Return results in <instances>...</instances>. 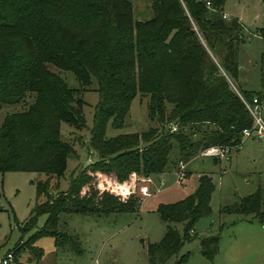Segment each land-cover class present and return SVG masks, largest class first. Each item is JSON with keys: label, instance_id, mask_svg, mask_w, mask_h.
I'll use <instances>...</instances> for the list:
<instances>
[{"label": "trees", "instance_id": "trees-1", "mask_svg": "<svg viewBox=\"0 0 264 264\" xmlns=\"http://www.w3.org/2000/svg\"><path fill=\"white\" fill-rule=\"evenodd\" d=\"M208 1L216 12L200 0H151L152 16L134 20L129 0H0V104L31 99L0 124V172L37 174L35 205L23 231L39 214L47 215L42 228L17 243L16 264H29L17 259L24 249L33 251V260L41 259L43 250L34 243L42 236L71 241L58 229L62 213L136 211V184L164 172L173 145L179 161L187 163L209 146L242 143L251 116L227 77L235 80L240 71L243 26L222 17L225 0ZM257 32L264 39V27ZM50 65L71 72L82 87L95 80L99 97L88 144L95 159L54 196L74 152L61 123L82 129L85 119L77 90ZM259 67L260 89L239 90L248 100L264 97V52ZM137 94L148 97V118L160 128L106 137L107 123L121 128ZM213 190L212 177L203 173L192 193L157 206L166 231L159 242L145 244L150 264H165L185 242L198 238L194 225L211 213ZM261 201L258 189L221 212L263 220ZM176 222H184L182 234L173 227ZM218 251V235L200 239L204 258L212 261ZM188 259L182 255L176 263Z\"/></svg>", "mask_w": 264, "mask_h": 264}, {"label": "rangeland", "instance_id": "rangeland-1", "mask_svg": "<svg viewBox=\"0 0 264 264\" xmlns=\"http://www.w3.org/2000/svg\"><path fill=\"white\" fill-rule=\"evenodd\" d=\"M129 1L133 6L134 20H146L152 16L151 0ZM223 9L220 12H227L231 17L229 20L235 18L243 26V41L237 49L240 71L237 79H227L238 94L239 90L256 91L260 89L259 59L264 52V39L257 32L264 27V0H225ZM49 68L77 90L76 97L84 102L82 113L85 119L82 129L61 123L62 137L71 144L74 152L67 159L54 196L56 192L66 190L72 177L95 159L88 144L99 97L95 80L82 87L71 72L60 71L51 65ZM26 102L29 104L31 99L26 98L18 104H0V124L7 114L21 111ZM147 102V96L137 94L122 127L114 128L109 121L105 136L160 128L157 120L148 118ZM199 154L200 151L190 159L183 169L185 178L178 182L175 174V171L178 173V148L173 145L164 169L165 179L161 180L158 188L145 197L140 192V186L147 185L146 181L153 175L141 177L142 180L136 184L134 192L140 199L136 211L106 216L62 213L58 229L70 235L71 241L62 239L56 243L54 237L42 236L34 243L35 248L43 250L41 259L33 260V251L24 249L17 257L18 261L29 264H150L145 244L159 242L166 231V223L151 208L156 202H174L192 193L198 184V175L206 173L214 183L209 203L211 213L196 221L194 232L198 238L185 242L165 264H179L176 261L186 254H189V259L181 264H264V219L260 220L253 214L221 212V208L239 202L258 189L262 197L260 210L264 211V138L249 137L223 157ZM36 177L33 172H0V253L13 251L17 243L27 240L44 226L47 215L41 213L34 226L22 230L27 226L26 221L35 205L33 180ZM172 225L180 234L183 233L184 222ZM211 235L219 236V251L212 261L200 253V239Z\"/></svg>", "mask_w": 264, "mask_h": 264}, {"label": "built area", "instance_id": "built-area-1", "mask_svg": "<svg viewBox=\"0 0 264 264\" xmlns=\"http://www.w3.org/2000/svg\"><path fill=\"white\" fill-rule=\"evenodd\" d=\"M203 4L211 11H217L212 7L210 1L208 0H200ZM222 17L225 19H229L227 14L224 12L221 13ZM242 102L244 103L246 109L248 110L251 116V125L242 130V141L249 137H257L264 138V97L259 98L257 96L252 97L250 100L242 97L239 94ZM169 127L171 130H176V124H170ZM232 148L220 145H212L200 151L199 156H213V157H223L226 153H228ZM185 168V162H178V173L177 181H181L184 179L183 169ZM181 179V180H180ZM141 194L145 196H149L151 193L147 185L140 186ZM96 263V261H95ZM0 264H16L15 256L12 251H6L4 253H0Z\"/></svg>", "mask_w": 264, "mask_h": 264}, {"label": "crops", "instance_id": "crops-1", "mask_svg": "<svg viewBox=\"0 0 264 264\" xmlns=\"http://www.w3.org/2000/svg\"><path fill=\"white\" fill-rule=\"evenodd\" d=\"M223 10H224V9H223ZM224 13L227 14V12H224ZM193 159H194V158H193ZM187 164H188V162L185 163V166H187ZM174 171H175V169H174ZM175 174H176V171H175ZM165 175H166V170H165L163 173L159 174V175H153V176L150 178V180L146 181V184H147L148 188L150 189L149 191H151L150 193L153 192V189H154V188H158V184L161 183V180H164V179H165ZM199 176H200V175H198L197 178H199ZM184 178H185V177H184ZM197 180H198V179H197ZM186 196H187V195H186ZM160 203H162V202H158V203L156 202L155 205H154V207L151 208V210H156L157 206H158Z\"/></svg>", "mask_w": 264, "mask_h": 264}]
</instances>
